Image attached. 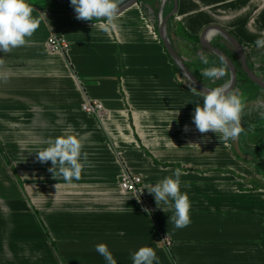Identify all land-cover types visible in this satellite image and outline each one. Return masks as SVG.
I'll list each match as a JSON object with an SVG mask.
<instances>
[{
    "label": "crops",
    "instance_id": "obj_1",
    "mask_svg": "<svg viewBox=\"0 0 264 264\" xmlns=\"http://www.w3.org/2000/svg\"><path fill=\"white\" fill-rule=\"evenodd\" d=\"M27 2L38 29L25 46L0 53V264H106L99 243L118 264H132L143 246L160 264H264V90L239 74L231 48L210 38L239 74L233 93L246 97L243 131L225 142L193 122L202 94L175 70L159 39L162 0H141L111 24L78 20L70 0ZM173 8L167 0L163 17ZM212 27L239 43L264 82V47L255 44L264 38V0H177L167 36L210 90L229 81L221 60L199 45ZM51 37L68 43L66 54L49 51ZM213 66L226 75L200 74ZM88 100L103 106L102 117L82 111ZM62 134L82 137L88 154L71 183L54 179L51 162L40 163L35 152ZM177 168L192 205L183 229L146 189L138 201L119 187L124 173L139 177L142 189Z\"/></svg>",
    "mask_w": 264,
    "mask_h": 264
},
{
    "label": "clouds",
    "instance_id": "obj_2",
    "mask_svg": "<svg viewBox=\"0 0 264 264\" xmlns=\"http://www.w3.org/2000/svg\"><path fill=\"white\" fill-rule=\"evenodd\" d=\"M122 0H70L78 20H103L111 24L118 12ZM33 7L27 0H0V53H10L13 49L25 46L39 27V22L33 15ZM107 30L105 26V31ZM207 38V37H206ZM257 47H264V38L255 41ZM204 65L209 64L207 56L201 57ZM226 63L221 57V64ZM203 77L215 79L226 75L223 67H208L201 70ZM203 106H196L193 122L200 133L209 131L220 134L225 142L235 140L243 131L240 126L241 114L245 107L246 97L235 94L227 88L220 87L203 91ZM83 138L77 135L62 134L47 141V147L36 150L40 163L51 162L48 171L54 179L62 178L71 183L81 178L82 170L88 159L83 152ZM180 168L173 175L159 180L155 184L145 185L138 189L133 197L138 201L146 189L153 195L156 205L164 212L172 211L170 217L176 229H183L191 223V201L187 192L181 191ZM185 188L190 182H184ZM145 212H150L145 208ZM95 251L100 254L106 264H118L112 252L105 243L95 245ZM132 264H160L156 251L150 246H143L131 254Z\"/></svg>",
    "mask_w": 264,
    "mask_h": 264
},
{
    "label": "water",
    "instance_id": "obj_3",
    "mask_svg": "<svg viewBox=\"0 0 264 264\" xmlns=\"http://www.w3.org/2000/svg\"><path fill=\"white\" fill-rule=\"evenodd\" d=\"M141 0H130L123 6L119 7L118 14L122 13L126 9L132 7L133 5L137 4ZM167 0H162L161 4V11H160V20L158 24V36L159 39L165 48L168 56L170 57L171 61L175 65V67L179 70L181 73V76L184 78V80L197 92L203 95V91L210 90L203 86L196 78L195 76L187 69V67L184 65L182 59L180 58L179 54L174 50L173 46L171 45V42L167 36L166 32V26L168 21L175 15L176 13V3L177 0H174V8L171 13L163 17L164 8L166 6ZM117 14V15H118ZM214 32V33H211ZM215 36L221 38L222 42L226 44L228 47L231 48L233 53L238 57L239 63L241 65L242 72L247 76V78L259 89L264 90V82L261 81L259 78H257L250 70L246 63V58L244 51L242 47L239 45V43L233 39L230 35H228L226 32H224L220 28L212 27V28H206L202 34L199 37V45L202 49L207 50L208 52L212 53L214 56H216L219 60H221V57H223L224 66L227 68L229 72V81L228 83L223 86L224 88H227L229 91L233 92L238 79V72L235 68V65L231 61V59L225 54L222 50H220L217 47H214L212 44H210V38ZM207 37V38H206Z\"/></svg>",
    "mask_w": 264,
    "mask_h": 264
},
{
    "label": "built area",
    "instance_id": "obj_4",
    "mask_svg": "<svg viewBox=\"0 0 264 264\" xmlns=\"http://www.w3.org/2000/svg\"><path fill=\"white\" fill-rule=\"evenodd\" d=\"M47 47L51 53L55 54H66L69 50L68 43L62 37H51L47 43ZM82 111L91 116L100 118L104 114V108L101 104L91 102L88 100L82 106ZM141 179L137 176L124 173L121 177L119 187L123 193L134 194L140 189ZM163 241H166L165 239ZM167 243V241H166Z\"/></svg>",
    "mask_w": 264,
    "mask_h": 264
},
{
    "label": "rangeland",
    "instance_id": "obj_5",
    "mask_svg": "<svg viewBox=\"0 0 264 264\" xmlns=\"http://www.w3.org/2000/svg\"><path fill=\"white\" fill-rule=\"evenodd\" d=\"M176 68V67H175ZM178 70V69H177ZM179 74H181L180 72H179V70L177 71ZM221 87V86H220ZM240 126H241V128H243V126L240 124ZM109 230V232L111 233V229H108ZM88 233H90L91 234V231L89 230L88 231ZM58 234H56V236H57ZM71 235V234H70ZM56 239H58L57 241H59V240H61V238H56ZM74 237L73 236H70V238H69V242H70V244L72 245V246H76V244H77V242L76 241H74ZM55 249H56V251L58 252V250H57V246H55Z\"/></svg>",
    "mask_w": 264,
    "mask_h": 264
},
{
    "label": "trees",
    "instance_id": "obj_6",
    "mask_svg": "<svg viewBox=\"0 0 264 264\" xmlns=\"http://www.w3.org/2000/svg\"><path fill=\"white\" fill-rule=\"evenodd\" d=\"M175 70L178 71L177 68H175ZM239 74H240L241 76H243L244 78H246V75H245L242 71H241ZM239 74H238V76H239Z\"/></svg>",
    "mask_w": 264,
    "mask_h": 264
}]
</instances>
